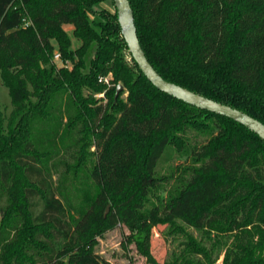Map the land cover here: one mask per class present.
<instances>
[{
  "label": "trees",
  "instance_id": "trees-1",
  "mask_svg": "<svg viewBox=\"0 0 264 264\" xmlns=\"http://www.w3.org/2000/svg\"><path fill=\"white\" fill-rule=\"evenodd\" d=\"M102 1L0 0V264H112L95 247L118 222L153 264H264V139L154 86ZM130 2L165 79L264 122V0ZM158 225L187 235L163 263Z\"/></svg>",
  "mask_w": 264,
  "mask_h": 264
},
{
  "label": "rangeland",
  "instance_id": "rangeland-1",
  "mask_svg": "<svg viewBox=\"0 0 264 264\" xmlns=\"http://www.w3.org/2000/svg\"><path fill=\"white\" fill-rule=\"evenodd\" d=\"M105 9L110 12H115L116 7L113 0H105L100 2L95 6V10ZM65 28L71 34L73 40V46L76 47L79 45V41L72 35L73 25L66 24ZM94 52V46L90 51V55ZM89 55V56H90ZM125 57L130 61V55L126 52ZM108 76V75H105ZM107 88L110 86L106 84ZM101 93H104L101 92ZM127 90L124 88L120 92L119 96L126 98ZM100 93L96 94V97H103L104 100H107V97L104 93V96H99ZM116 95V93H115ZM0 105L3 111L8 115L12 110V99L9 88L3 83L1 72H0ZM177 162L175 154L172 151L166 153L158 164V171L162 174L169 172L171 167ZM59 175L56 173L55 178L57 179ZM72 199H76L72 193H70ZM111 204H108L106 207L105 214L110 212ZM2 213L0 212V219ZM185 228L189 233H192L197 239H201L202 234L200 231L195 230L192 227L185 225ZM12 236V234H11ZM129 228L121 222H118L112 228L106 229L102 235L97 237V245L95 250L101 256L109 260L112 264H153L149 258L144 255L139 248L137 247L134 241H131ZM187 241V235L183 231L171 230L169 227L166 228L165 225H158L153 229V236L151 240V252L152 255L161 263L172 260L176 254L182 252V249L185 247ZM223 259V255L220 256L218 263Z\"/></svg>",
  "mask_w": 264,
  "mask_h": 264
},
{
  "label": "water",
  "instance_id": "water-1",
  "mask_svg": "<svg viewBox=\"0 0 264 264\" xmlns=\"http://www.w3.org/2000/svg\"><path fill=\"white\" fill-rule=\"evenodd\" d=\"M114 4L117 11L118 22L121 27V33L128 45V49L141 71L154 86L191 105L227 116L246 126L264 139V122L258 118L239 108L217 101L165 79L152 65L142 47L135 23L134 10L130 0H114ZM122 89L123 85L119 83L115 99L118 98Z\"/></svg>",
  "mask_w": 264,
  "mask_h": 264
},
{
  "label": "built area",
  "instance_id": "built-area-1",
  "mask_svg": "<svg viewBox=\"0 0 264 264\" xmlns=\"http://www.w3.org/2000/svg\"><path fill=\"white\" fill-rule=\"evenodd\" d=\"M54 59L59 60L60 59V53L56 52L54 55ZM100 81L105 82L106 84H109V76H102L100 77ZM99 96H104V93H100Z\"/></svg>",
  "mask_w": 264,
  "mask_h": 264
},
{
  "label": "crops",
  "instance_id": "crops-1",
  "mask_svg": "<svg viewBox=\"0 0 264 264\" xmlns=\"http://www.w3.org/2000/svg\"><path fill=\"white\" fill-rule=\"evenodd\" d=\"M66 26V25H65Z\"/></svg>",
  "mask_w": 264,
  "mask_h": 264
}]
</instances>
